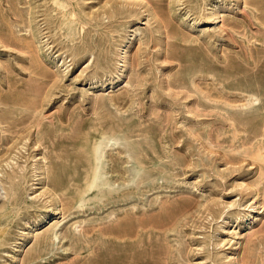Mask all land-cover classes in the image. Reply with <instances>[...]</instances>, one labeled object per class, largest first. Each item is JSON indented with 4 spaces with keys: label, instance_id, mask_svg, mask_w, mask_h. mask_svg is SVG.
Instances as JSON below:
<instances>
[{
    "label": "rangeland",
    "instance_id": "1",
    "mask_svg": "<svg viewBox=\"0 0 264 264\" xmlns=\"http://www.w3.org/2000/svg\"><path fill=\"white\" fill-rule=\"evenodd\" d=\"M0 264H264V0H0Z\"/></svg>",
    "mask_w": 264,
    "mask_h": 264
},
{
    "label": "bare ground",
    "instance_id": "2",
    "mask_svg": "<svg viewBox=\"0 0 264 264\" xmlns=\"http://www.w3.org/2000/svg\"><path fill=\"white\" fill-rule=\"evenodd\" d=\"M0 187H1V182H0Z\"/></svg>",
    "mask_w": 264,
    "mask_h": 264
}]
</instances>
